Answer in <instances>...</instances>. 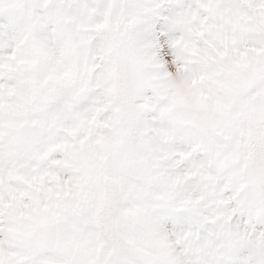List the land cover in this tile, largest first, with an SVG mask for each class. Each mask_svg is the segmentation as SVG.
Listing matches in <instances>:
<instances>
[{"label": "snow or ice", "instance_id": "1", "mask_svg": "<svg viewBox=\"0 0 264 264\" xmlns=\"http://www.w3.org/2000/svg\"><path fill=\"white\" fill-rule=\"evenodd\" d=\"M0 264H264V0H0Z\"/></svg>", "mask_w": 264, "mask_h": 264}]
</instances>
